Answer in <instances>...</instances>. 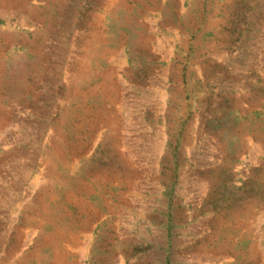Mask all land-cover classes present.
<instances>
[{
    "label": "rangeland",
    "instance_id": "374dc122",
    "mask_svg": "<svg viewBox=\"0 0 264 264\" xmlns=\"http://www.w3.org/2000/svg\"><path fill=\"white\" fill-rule=\"evenodd\" d=\"M0 145V264H264V0H0Z\"/></svg>",
    "mask_w": 264,
    "mask_h": 264
},
{
    "label": "bare ground",
    "instance_id": "6f19581e",
    "mask_svg": "<svg viewBox=\"0 0 264 264\" xmlns=\"http://www.w3.org/2000/svg\"><path fill=\"white\" fill-rule=\"evenodd\" d=\"M115 1H116V0H115ZM160 43H161V42H160ZM81 75H82V72H81ZM86 76H87V75H86ZM88 76H89V75H88ZM83 78H84V77H83ZM78 79H79V78H78ZM74 84H75V83H74ZM76 96H77V95H76ZM13 111H15V110H13ZM5 132H6V131H5ZM12 133H13V132H12ZM4 134H5V133H4ZM59 134H60V133H59ZM5 137H6V136H5ZM15 142H16V141H15ZM60 144H61V143H60ZM0 146H1V145H0ZM53 146H54V145H53ZM258 146H259V145H258ZM54 149H55V147H54ZM56 151H58V150H56ZM58 153H59V151H58ZM255 153H256V152H255ZM51 154H52V153H51ZM52 157H53V156H52ZM58 158H59V157H58ZM52 159H53V158H52ZM54 159H55V158H54ZM15 164H16V163H15ZM15 164H14V165H15ZM3 167H4V166H3ZM49 168H50V167H49ZM53 168H54V167H53ZM16 169H17V168H16ZM47 170H48V169H47ZM52 170H53V169H52ZM48 171H49V170H48ZM50 171H51V170H50ZM5 172H6V171H5ZM48 173H50V172H48ZM53 173H54V172H53ZM45 174H46V173H45ZM50 175H51V173H50ZM48 176H49V175H48ZM0 177H1V176H0ZM53 177H54V176H53ZM1 179H3V177H2ZM51 179H52V178H51ZM55 179H56V178H55ZM0 181H1V180H0ZM41 181H42V180H41ZM48 181H49V180H48V178H47V182H48ZM58 181H59V180H58ZM7 182H8V181H7ZM11 182H12V181H11ZM11 182H10V183H11ZM32 183H33V182H32ZM49 183H50V181H49ZM15 184H16V183H15ZM46 184H47V183H46ZM57 184H58V183H57ZM41 185L43 186V184H41ZM48 185H49V184H48ZM52 185H53V184H52ZM36 186H38L37 183H36ZM36 186H35V188H36ZM49 186H50V185H49ZM49 186H48V187H49ZM33 187H34V186H33ZM38 187L40 188V186H38ZM30 188H31V187H30ZM42 188H43V187H42ZM44 188H45V187H44ZM31 189H32V188H31ZM45 189H46V188H45ZM34 190H35V189H34ZM38 190H39V189H38ZM20 191H21V190H20ZM42 191H43V190H42ZM26 192H27V191H26ZM33 192H34V191H33ZM47 192H48V191H47ZM35 193H36V192H35ZM35 193H33V194H35ZM39 193H40V192H38V195H39ZM43 193H44V192H43ZM43 193H42V194H43ZM36 194H37V193H36ZM44 194H45V193H44ZM49 194H50V193H49ZM68 194H69V193H68ZM47 195H48V194H47ZM69 195H70V194H69ZM69 195H68V196H69ZM33 196H34V195H33ZM71 196H72V195H71ZM39 198H40V197H39ZM65 198H66V197H65ZM65 198H64V199H65ZM0 199H2V198H0ZM9 199H10V198H9ZM33 199H34V198H32V200H33ZM36 199H37V198H36ZM36 199H35V200H36ZM66 199H67V198H66ZM42 200H43V199H42ZM52 200H54V199H52ZM55 200H56V199H55ZM38 201H39V200H38ZM43 201H44V200H43ZM56 201H57V200H56ZM64 201H65V200H64ZM66 201H67V200H66ZM68 201H69V200H68ZM62 202H63V201H62ZM78 202H79V201H78ZM40 203H41V202H40ZM59 203H61V201H60ZM71 203H72V202H71ZM79 203H80V202H79ZM38 204H39V202H38ZM80 204H81V203H80ZM4 205H5V204H4ZM6 205H7V204H6ZM23 205H25V204H23ZM23 205H20V206H23ZM82 205H83V204H82ZM25 207H26V206H25ZM80 207H81V206L79 205V208H80ZM22 208H24V207H22ZM80 209H81V208H80ZM28 211H29V210H28ZM31 213H32V212H31ZM49 213H50V212H49ZM87 215H88V214H87ZM28 217H29V215H28ZM40 217H41V216H40ZM32 218H33V217H32ZM14 219H15V218H14ZM260 219H261V218H260ZM260 219H259V220H260ZM31 220H32V219H31ZM36 220H37V219H36ZM32 221H33V220H32ZM34 222H35V221H34ZM36 222H37V221H36ZM40 222H41V221H40ZM37 224H38V223H37ZM43 224H44V223H43ZM50 224H51V223H50ZM34 225H35V224H34ZM34 225H33V226H34ZM51 225H52V224H51ZM53 225H55V224H53ZM44 226H46V225H43L42 227H44ZM54 227H55V226H54ZM59 227H60V226H59ZM52 228H53V227H52ZM57 229H58V228H57ZM34 230H35V229H34ZM26 231H27V230H26ZM39 231H40V230H39ZM61 231H62V230H61ZM33 232H34V231H33ZM62 232H63V231H62ZM32 235H35V234H32ZM32 235H31V236H32ZM45 235H46V234H45ZM47 235H48V234H47ZM51 235H52V234H51ZM53 235H54V234H53ZM53 235H52V236H53ZM49 236H50V235H49ZM70 237H71V236H70ZM34 239H35V238H34ZM56 240H57V239H56ZM56 240H55V241H56ZM59 241H60V240H59ZM33 242H34V241H33ZM52 242L54 243V241H52ZM57 242H58V241H57ZM26 243H28V240H27ZM53 243H52V244H53ZM33 244H34V243H32L31 245H33ZM42 244H43V243H42ZM52 244H51V245H52ZM56 244H57V243H56ZM58 244H59V243H58ZM88 244H89V243H88ZM88 244H86V248L88 247ZM31 245H30V246H31ZM52 246H53V245H52ZM34 247H36V246H34ZM39 247H41V246H39ZM44 248H45V247H43V249H44ZM38 249H39V248H37V250H38ZM35 250H36V249H35ZM39 250H40V249H39ZM89 250H91V249H89ZM89 252H90V251H89ZM18 253H19V252H18ZM82 253H83V251H82ZM50 254H51V253H50ZM38 255H40V254L38 253ZM86 255H87V254H86ZM29 257L31 258V256H29ZM36 257H37V256H36ZM36 257H35V258H36ZM38 257H39V256H38ZM81 257H83V256H81ZM86 257H87V256H86ZM202 258H203V257H202ZM31 259H32V258H31ZM36 259H37V258H36ZM45 259H46V258H45ZM45 259H44V260H45ZM82 259H83V258H82ZM49 260H50V259H49ZM66 260H67V259H66ZM34 262H35V260H34ZM47 262L49 263V261H47ZM40 264H41V263H40Z\"/></svg>",
    "mask_w": 264,
    "mask_h": 264
}]
</instances>
